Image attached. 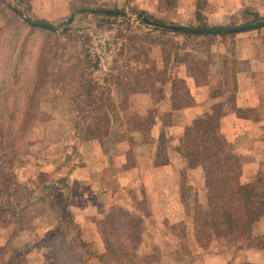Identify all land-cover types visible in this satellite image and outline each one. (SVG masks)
<instances>
[{
	"label": "crops",
	"instance_id": "crops-1",
	"mask_svg": "<svg viewBox=\"0 0 264 264\" xmlns=\"http://www.w3.org/2000/svg\"><path fill=\"white\" fill-rule=\"evenodd\" d=\"M61 1L59 4L56 0H31V6L40 18L58 20L66 15L70 5V0ZM130 4L156 18L184 24L201 20L214 26L240 24L255 14L264 13V0H179L173 7H168L167 0H132ZM4 22L2 19L0 26ZM232 38L231 48L217 39L219 43L212 48L216 52L209 51L216 53L212 56L214 60L205 65L202 76L190 73L187 64L168 66L163 60L159 62V70L169 69L165 80L157 83L159 90L139 89L127 98L129 102L132 99L138 102L141 117L153 111L152 123L148 127L126 125V139L105 150L98 139L85 141L83 146L90 147V155L74 164L66 178L58 175L42 187L44 215L30 218L34 226L19 230L11 242L17 247L32 246L27 264L56 263L48 254L51 247L38 243L51 229L56 231V237L66 236L60 242L64 251L57 262L102 264L100 256L105 251V244L98 228L99 220L116 204L124 205L127 213L140 214L142 197L147 199L151 215L144 216V229L137 234L142 246L149 238L150 243L156 241L150 230L168 228L164 222L169 219L168 214L175 212L180 220V213L186 212L182 195L192 199L202 192L201 169L188 168L177 148L186 126L212 113L217 102L223 103L226 111L221 119V130L230 148L240 156L243 166L240 179L251 180L264 157V25L235 32ZM230 64L235 68L236 88L233 93L222 90L214 96V90L222 87L225 69ZM176 78H181L187 85L185 96L181 98L183 102L175 101L172 88ZM163 132L168 140L166 161L156 155ZM125 143L126 148L120 147ZM182 180L186 188L181 192ZM76 183L82 188L75 189ZM85 186L89 187L86 189ZM67 213L78 224L85 247L65 231L68 220L64 214ZM71 234L75 235V232ZM217 240L225 244L223 238ZM7 241L3 239L0 244L5 245ZM202 260V264H241L244 261L264 264V255L249 249L231 252L226 247L210 248L203 251Z\"/></svg>",
	"mask_w": 264,
	"mask_h": 264
},
{
	"label": "rangeland",
	"instance_id": "rangeland-1",
	"mask_svg": "<svg viewBox=\"0 0 264 264\" xmlns=\"http://www.w3.org/2000/svg\"><path fill=\"white\" fill-rule=\"evenodd\" d=\"M56 1V3H62L61 0ZM131 1L98 0L101 7L94 6L102 9L123 10L125 15L84 11L76 13L72 21L65 22L64 18L68 15L70 17L80 7L72 8L69 5L65 16L58 20H47L33 12L31 0H0L1 20H6L8 9H18L35 20L43 19L60 25L58 30H54L57 33L41 57L42 68L45 71L43 72V83L39 84L32 102L31 110L35 119L22 132L21 138L17 141L20 160L15 162L14 170L13 168H8V171L5 169V177L1 175L2 173L0 174V182L3 181L7 184V180L4 181L7 178L10 180L9 185L12 188L13 179L11 180V176L18 167L22 168L18 173L19 179L26 180L25 182L29 184L30 188H33L34 185L35 189L41 186V181L45 178L49 181L52 178H57L58 175L66 178V174L71 171L74 164L81 163L83 157L90 155V147L83 146L85 141L98 139L105 150L126 139V125L148 127L152 123L154 120L153 111L141 117L138 114V102L133 101L134 99L129 102L127 98L129 94L139 89H153L155 92L159 90L157 83L164 81L169 75V69L159 70L157 68L159 62L163 60L168 66L171 63L176 64V60L179 63L185 62L189 65L192 74L202 76L205 65L214 60L212 56L216 53H209V51L219 43L218 40L230 48L232 46L233 38L229 35L211 37L212 43L203 49L198 39L171 32L174 30L162 32L160 29L165 28L144 23L137 18L134 12H142L151 19L162 23H180L156 18L148 12L139 10L136 5H131ZM97 13L103 14L97 15ZM16 14L18 13L16 12ZM259 20H264V13L262 15L255 14L251 19L240 24ZM201 22L205 25H198ZM190 25L213 26L202 20ZM35 42H38L37 35ZM212 50L216 52V50ZM100 51L104 57V66H100ZM54 54H56L55 57ZM185 93L181 92L182 98ZM207 119L206 116L199 117L194 123L202 125L207 122ZM120 147L126 148V143ZM262 158V163L251 180L242 181L240 179L242 184L251 182L260 169L264 170V157L262 156ZM0 187L3 185L1 184ZM74 187L80 189L82 185L76 183ZM88 187L85 186L86 189ZM183 187L186 188L184 180L180 183L181 192ZM27 191L29 192V190ZM122 195H124L123 192ZM39 196H43V191H37L34 197L37 201L23 212L26 228L34 226L31 220L33 216L44 215L42 211L45 209V203L43 198L39 199ZM112 210H124V205L116 204ZM49 214L52 217L53 214ZM116 215L119 216V219L121 218V214L117 213ZM148 215L150 217V212ZM168 215L169 219L164 221L168 228L150 230L151 233H154L153 238L156 241L150 243L151 239L149 238L147 244L142 246L140 235L131 236V233L129 234L131 244L141 256L148 253L157 255L158 258L152 264H202V256L194 254L199 249L189 238L190 234L186 237L187 239H182L177 230L181 225L185 224L186 226V222L183 224H179V222L189 221L190 215L186 212L180 213V220L178 219L179 215L175 212ZM182 215L183 219H181ZM64 216L68 220L70 214L67 213ZM170 218H173V221ZM76 227L79 230L78 224L72 223L69 219L65 231L73 238L75 235L71 233H77ZM259 228L264 232V216L260 220ZM14 230L13 223L5 229L0 227V241L8 240L5 243L6 248L14 251L29 245L17 247L16 244L11 243L18 234H15ZM210 230L212 239L209 249L225 248V244L217 240L219 236L213 233V228ZM57 237L53 242L54 248H59L60 242L66 238L62 235ZM145 240L147 239L145 238ZM183 240L187 242V248L183 253H180L177 249ZM40 241L42 242L39 240L38 243ZM61 248L60 246L55 252L61 254L64 251V248ZM235 249L240 248L229 249V251L234 252ZM51 250L54 249L51 248ZM258 252L264 255V251Z\"/></svg>",
	"mask_w": 264,
	"mask_h": 264
},
{
	"label": "trees",
	"instance_id": "trees-1",
	"mask_svg": "<svg viewBox=\"0 0 264 264\" xmlns=\"http://www.w3.org/2000/svg\"><path fill=\"white\" fill-rule=\"evenodd\" d=\"M178 2L179 0H167L168 7H173ZM70 5L72 8L101 7L98 0H70ZM102 14L97 13V15ZM198 25L205 24L201 22ZM160 31L171 30L160 29ZM171 32L198 39L203 49L212 43L211 37L235 34V32L191 33L180 30ZM56 33L54 30L22 20L12 9L7 10L6 20L0 26V174L2 173L3 177L6 175L5 169L14 170L15 162L20 160L17 141L35 119L31 110L32 102L39 84L43 83V72H45L41 57ZM36 35L38 42H35ZM182 64L187 63H179L176 60L174 65ZM188 71L192 73L189 65ZM225 72L223 85L214 90V96L222 90L233 93L236 88L234 65L230 64V67L227 65ZM173 83L175 101L183 102L181 92L187 91V85L181 78H176ZM213 111L206 115L208 118L206 123L187 125L180 138L177 151L186 166L201 169L202 192L196 193L192 199H186L185 195H182L186 214L190 215V219L179 222V224L184 222L187 224L179 226L177 230L182 239L190 234L189 238L199 249L194 252L198 256H202L203 251L210 247L212 239L210 228H213V233L224 239L226 249L246 248L264 251V232L259 228L260 220L264 216V170L260 169L251 182L247 184L240 182L242 171L240 156L230 148L221 130V119L226 111L221 102L215 103ZM167 141L163 132L159 137L156 154L163 161L167 158ZM21 169V167L16 168L11 176L12 188L9 179H4L7 180V184L0 182V186L3 185L0 187V227H7L13 223L15 234L20 229L26 228L23 212L37 201L34 198L37 191H43L42 187L53 181L45 178L41 181V186L36 189L30 188L26 180L19 179L18 173ZM40 198L45 199L44 192L43 196H39ZM139 206L142 210L140 214L112 210L99 220L98 228L105 244V251L100 256L102 264H152L158 258L154 253L141 256L130 242L129 234H137L144 229L143 219L149 213L146 198H140ZM115 212L121 214L120 219ZM68 218L76 224L71 216ZM55 232L53 229L48 230L41 237L40 245L54 249L53 242L57 235ZM76 232L75 240L85 247L77 227ZM179 246L178 252L183 253L187 248V242L183 240ZM31 247L27 245L23 249L12 251L6 248V245L0 244V264H27V255ZM51 248L48 254L56 261L55 264H59L60 262L57 261L60 260L61 254ZM241 264L254 263L244 261Z\"/></svg>",
	"mask_w": 264,
	"mask_h": 264
},
{
	"label": "water",
	"instance_id": "water-1",
	"mask_svg": "<svg viewBox=\"0 0 264 264\" xmlns=\"http://www.w3.org/2000/svg\"><path fill=\"white\" fill-rule=\"evenodd\" d=\"M8 2V1H6ZM10 6V4H8ZM24 21L39 26L48 30H58L60 28L59 24L52 23L49 21L44 20H35L31 18L30 16L26 15L24 12L18 9H14ZM84 11H98V12H107V13H120L124 14L125 12L123 10H111V9H102V8H95V7H83L78 10H76L70 17L65 19V22H70L74 19L75 14L78 12H84ZM134 14L137 16V18L141 21H143L146 24L153 25V26H159L165 29L169 30H180V31H187L191 33H232V32H238L241 30L251 29V28H257L264 25V20H259L257 22H248L244 24H236V25H225V26H195L190 24H169V23H162L156 20L151 19L147 15H145L142 12H134Z\"/></svg>",
	"mask_w": 264,
	"mask_h": 264
},
{
	"label": "built area",
	"instance_id": "built-area-1",
	"mask_svg": "<svg viewBox=\"0 0 264 264\" xmlns=\"http://www.w3.org/2000/svg\"><path fill=\"white\" fill-rule=\"evenodd\" d=\"M99 58H100V66H104V62H103V56H102V52L100 51L99 53Z\"/></svg>",
	"mask_w": 264,
	"mask_h": 264
}]
</instances>
